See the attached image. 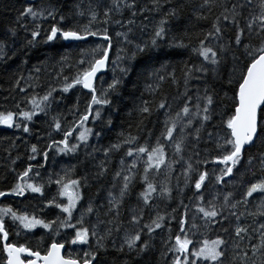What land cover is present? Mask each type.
Listing matches in <instances>:
<instances>
[{"label": "snow or ice", "instance_id": "1", "mask_svg": "<svg viewBox=\"0 0 264 264\" xmlns=\"http://www.w3.org/2000/svg\"><path fill=\"white\" fill-rule=\"evenodd\" d=\"M187 7L185 0H88L86 4L77 0L64 12L53 0H40L39 4L33 0L17 10L14 22L0 36V61L11 59L16 49L22 57L27 56L41 44L74 42L79 52L74 65L68 64L67 55L60 57V71L56 73L59 86H50L42 95L34 91L38 83L21 86V81H38L39 77L25 78L20 74L13 91L26 93L32 88L33 94L15 103L18 112H0V126L32 135L35 118H49L40 121L47 125V131L36 137L44 141V149L36 143L29 145L28 161L37 156L47 161L49 151L75 155L81 149L85 160L94 159L97 149L89 140L93 136L99 140L104 128L112 126L111 117L103 119L102 111L117 108L113 98L121 95L124 81L135 71L134 63L164 46L190 47L184 43V38L191 39L186 30L179 42L170 35L172 23L182 18ZM192 15L197 21L210 22V27L191 47L200 63L182 69L184 91L173 98L182 103L173 110L167 97L155 99L166 80L178 82L174 73H138V78L144 79V91L152 97L144 99L142 95L135 107L138 128L154 112L164 110L163 128L154 144L149 140L140 144L138 135L121 132L115 143L102 150L104 160L95 165L94 179L103 180L112 154L129 146L124 156L133 159L119 160L106 210L102 212L105 206L94 207L91 201L87 207L81 205L82 189L89 186L88 177L73 178L74 167L64 169L63 175L49 174L47 184L57 185L56 194L41 202L45 208L58 210L53 217L40 218L9 205L0 206V264H264V176L244 184L239 196L234 191H221L228 186L226 178L234 175V169L243 167L253 176L256 171L264 173V0H200ZM113 25L118 47L115 58L110 59ZM150 26L149 38L137 41L136 30L143 33ZM90 37L102 43L83 47L81 42H88ZM110 63L114 66L111 81L104 87L100 77L97 87L98 74L108 70ZM65 66L75 67V74L65 75ZM34 71L39 73L41 69L36 67ZM192 80H203L194 92L189 88ZM77 86L87 90L84 110L81 111V97L77 96L71 107L61 111L59 106L65 94ZM21 103L26 107L21 108ZM90 117L93 124L100 122L99 131L93 132L86 126ZM77 129L81 130L74 138L76 142H70ZM53 133H60L62 139H56ZM201 144L211 147L201 149ZM12 145L15 146V140ZM167 148L172 149L171 154ZM19 159L17 155L10 161L9 171L15 173V179L7 191L0 190V198L24 197L28 193L45 197L46 185L37 182L40 172L31 163L19 172L12 167ZM140 161L142 171L137 170ZM175 164L180 165V174L174 177ZM209 165L214 167L209 169ZM161 175L164 180L158 183ZM137 182L142 188L135 193L136 205L127 209L125 227L124 204L134 195ZM186 189L191 190L190 195H185ZM174 199L177 205L170 213L156 211L145 220L146 210L159 207L154 201ZM86 216H94L95 221H88L85 226ZM173 221L178 231H173ZM37 228L47 233V245L43 248L44 234L38 237L35 247L10 239ZM161 231L166 237L160 240L157 260L153 257ZM210 231L217 232L215 239L197 238ZM62 234V240L56 239ZM66 244L86 247L63 254ZM110 253H115L111 260Z\"/></svg>", "mask_w": 264, "mask_h": 264}, {"label": "trees", "instance_id": "2", "mask_svg": "<svg viewBox=\"0 0 264 264\" xmlns=\"http://www.w3.org/2000/svg\"><path fill=\"white\" fill-rule=\"evenodd\" d=\"M33 0H0V36H2L9 25L14 22V19L17 15V10L22 9L29 3H32ZM54 3H57L58 6H62V10L67 12L77 0H53ZM88 0H84L86 4ZM200 0H185V3L188 4V7L182 14V18L178 21H174L171 25L172 32L170 35L176 36L177 42L179 38L183 37L185 30L191 37L184 38V43L189 44V48H171L164 46L160 50L154 52L151 56L141 57L134 63L133 67L135 71L124 81V84L121 88V95L119 97H114V103L117 105L116 109L106 108L102 111V118L108 119L111 117L112 126L110 128L105 127L103 134L99 140L95 136L91 137L89 144L96 148L97 151L94 153V159L89 158L85 160V154L83 149L79 150L77 154H57L55 151H49V159L44 161L42 156H37V159L34 161H28L27 155L29 154L26 149L29 145L36 143L38 147L44 149V141H38L37 135H44L47 131V125L40 123V121L49 119L43 116L36 117L35 120L37 123L31 125L33 128V134L29 135L22 132H17L15 129H5L0 126V190L7 191L15 179V173L9 171L11 166L10 161L12 158H15L17 155L21 157L16 163V171H22L28 163H31L34 166L35 171L40 172V176L36 177L37 182L45 183V197H40L38 194L28 193L24 197H10L0 200V206L9 205L15 210L20 212L34 213L40 218H51L53 215L58 212L56 209L45 208L42 200L50 198L51 195L56 194L57 185L47 184L49 174L55 176L56 174L63 175L64 169H72L74 167L73 178H81L83 176L88 177L89 186L82 189V195L84 199L80 202L81 205L87 207L89 201L92 202L94 207H99L104 205L105 208L101 209L103 212L106 210L108 191L112 190V175L119 167V160L123 157L127 161H131L132 157H125L124 152L127 145H125L119 152L112 154L110 163L107 165L109 171L106 177L103 180L94 179V173L97 171L95 165H98L101 160H104L102 150L108 148L112 143H115L121 132L128 134L131 132L133 135H138V143L143 144L145 140H149V143L154 144L156 137L159 135L160 131L163 128L164 110L154 112L152 117L149 120L144 122V125L138 128V114L135 111L136 105L141 101L142 95L144 99H152L147 92L144 91L145 84L143 77L138 78V73L143 72H152L159 70L162 74L166 76L174 73L177 77V83L173 84L171 79L166 80L162 86L161 93L155 99L159 101L163 97H167V100L173 106V110L178 108L182 103L181 100H174L173 98L177 97L179 93L184 91L183 79H182V69L185 65L192 67L193 65H198L200 63V58L191 52V47L197 45V37L201 36L204 31L210 27V22L208 21H197L192 15V12L197 8ZM35 3L39 4L40 0H35ZM127 15V14H126ZM139 23V19L137 21ZM47 26V25H45ZM116 26H112V35L113 39V49L110 52V59H114L116 55V49L118 47L117 40L115 38ZM151 33V26L148 29H145L143 33L136 30L135 39L137 41L146 40L149 38ZM23 31L20 32V36H23ZM102 43L96 38L90 37L88 42H81L83 47H91L95 44ZM79 49L75 43H53L51 45L41 44L38 48L32 49L27 56H23L20 53L19 49H16V54L12 56L11 59L7 61H0V112L13 111L18 112L19 110L15 108V103L21 101L25 95L33 94V89L28 88L26 93H20L19 90L13 91L14 81L20 74H23L25 78L32 76L33 78L39 77V80L36 81H21V86L27 87V83H38L39 86L35 88V93L42 95L50 86H59L56 79V73L60 71L57 61L60 60L61 56L67 55L69 57L68 64L74 65L75 60L78 58ZM27 59V64L23 63V60ZM166 66L162 68L161 66ZM39 67L41 71L39 73L35 72L34 69ZM114 66L109 64L108 70L101 75L103 78L104 87L107 86L112 79L113 72L112 68ZM65 75L72 76L75 74V67L65 66L63 69ZM119 75V71L116 72ZM199 75V74H197ZM99 77V78H100ZM97 80V87L100 85V79ZM203 80H192L189 83V88L194 92L197 87L202 86ZM191 94V93H190ZM57 97L60 96V93H55ZM77 96L81 97V111L84 110L85 99L87 98V91H84L80 86L71 90L69 93L65 94V99L60 104V110L66 111L68 107H71L75 103ZM7 97V99H5ZM21 108L26 107L24 103H21ZM56 107L55 105L53 106ZM71 119V117H69ZM87 127L92 128L93 132L100 130V122L97 121L95 124L92 123V117L89 118V121L86 124ZM81 129H77L73 133V137H70V142H76L75 136L78 135ZM149 132H151V138L149 139ZM56 139H62L60 133H53ZM17 136H20L21 139H16ZM15 140V146L12 145V141ZM27 140V144L23 141ZM132 147H135L133 145ZM201 149L205 147H211V145L201 144ZM91 151V148H89ZM166 151L171 154L172 149L167 148ZM11 152V156H9ZM171 156L169 155V159ZM146 159V157L144 158ZM83 162V163H82ZM243 163V161H242ZM43 165V167H40ZM213 165H209L208 168L211 169ZM223 167V166H216ZM143 161L138 162V171H142ZM174 168L176 172L173 173V176H178L180 174V165L175 164ZM164 170L162 169V172ZM264 176V173L256 171V174L253 176L251 173H246L243 167L239 170L234 169V175L232 177H227L228 186L222 188L221 191H234L237 196L244 191V184H249L250 182H255ZM164 180V176L161 175L158 178V183ZM242 180V183H241ZM176 181L172 180V186L175 188ZM142 188V185L137 182L134 188V195L125 201L124 211L122 213V220L125 227H128L127 209L136 205L137 201L135 199V193H138ZM114 191V190H113ZM191 190L186 189L185 195H190ZM175 196L176 193L174 192ZM258 195V194H254ZM63 202L66 203L64 200ZM185 199V203H187ZM154 204H158L159 207H153L152 209L146 210L145 220H148L149 215H154L156 211H160L161 214H168L171 212L173 207H176L177 201L174 199L172 201L157 200L154 201ZM80 205H78L79 209ZM43 209V211H41ZM75 213L74 215H77ZM177 216L180 213H176ZM86 225L88 221H95V217L91 216L85 217ZM173 231H178L176 227V222L172 223ZM72 232L71 229L66 230ZM44 234L45 235V245H47V233L43 229L37 228L32 233H26L20 236L15 237L14 235L10 236L11 240L18 241L19 243H29L31 246L35 247L37 245L38 237ZM217 235L216 231L205 232L204 237L197 236L198 239L208 238L215 239ZM162 237H166V233L161 231L160 236L156 237V244L158 251L155 253L154 259H159V249L161 247L160 240ZM58 240L63 239V234L60 237H56ZM86 247V246H71L66 244V251H71L73 248ZM115 256V253H110L108 259L111 260ZM160 264H163V261H160Z\"/></svg>", "mask_w": 264, "mask_h": 264}, {"label": "water", "instance_id": "3", "mask_svg": "<svg viewBox=\"0 0 264 264\" xmlns=\"http://www.w3.org/2000/svg\"><path fill=\"white\" fill-rule=\"evenodd\" d=\"M65 43H74V42H65ZM106 71H107V70H106ZM106 71L99 73V74H98V78H99L101 75H103ZM84 91H87V90L84 89ZM2 127H3V126H2ZM3 128H5V127H3ZM5 129H8V128H5ZM10 197H11V196L3 197V198H0V200L5 199V198H10ZM65 251H66V246H65V250H64V253H63V254H65Z\"/></svg>", "mask_w": 264, "mask_h": 264}, {"label": "rangeland", "instance_id": "4", "mask_svg": "<svg viewBox=\"0 0 264 264\" xmlns=\"http://www.w3.org/2000/svg\"><path fill=\"white\" fill-rule=\"evenodd\" d=\"M65 201H66V200H65ZM35 230H36V229H35ZM35 230H34V231H35Z\"/></svg>", "mask_w": 264, "mask_h": 264}]
</instances>
